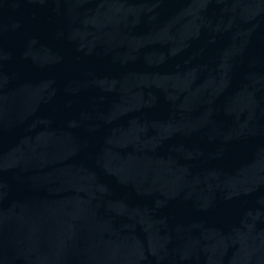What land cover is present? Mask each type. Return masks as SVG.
<instances>
[{
	"label": "water",
	"instance_id": "obj_1",
	"mask_svg": "<svg viewBox=\"0 0 264 264\" xmlns=\"http://www.w3.org/2000/svg\"><path fill=\"white\" fill-rule=\"evenodd\" d=\"M0 264H264V0H0Z\"/></svg>",
	"mask_w": 264,
	"mask_h": 264
}]
</instances>
